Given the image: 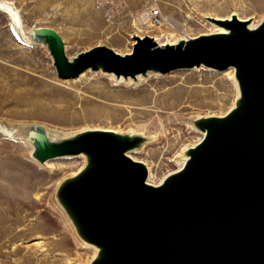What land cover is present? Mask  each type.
Wrapping results in <instances>:
<instances>
[{"label": "water", "instance_id": "95a60500", "mask_svg": "<svg viewBox=\"0 0 264 264\" xmlns=\"http://www.w3.org/2000/svg\"><path fill=\"white\" fill-rule=\"evenodd\" d=\"M208 19L225 31L164 45L134 35L128 53L96 45L71 58L54 28L19 32L12 23L21 44L46 45L61 78L87 69L136 77L235 68V106L193 120L204 136L157 185L129 154L146 141L142 134L86 129L53 137L42 124L20 127L40 163L85 154L86 164L58 184L56 198L80 239L97 247L89 264H264V18L255 27L237 15Z\"/></svg>", "mask_w": 264, "mask_h": 264}, {"label": "rangeland", "instance_id": "374dc122", "mask_svg": "<svg viewBox=\"0 0 264 264\" xmlns=\"http://www.w3.org/2000/svg\"><path fill=\"white\" fill-rule=\"evenodd\" d=\"M9 1L25 29L37 25L57 30L69 57L96 45L131 51L135 33L163 43L182 34L209 33L213 25L205 16L236 12L256 22L264 18V0H122L118 11L103 0ZM150 3L162 12L160 26L149 28L147 20L137 17ZM229 69H176L138 84L119 83L115 73L91 69L61 78L46 45L18 42L11 19L0 9V173L10 175L0 178V264H87L94 253L82 244L56 198L58 181L77 170L84 158L40 163L32 156L31 142L20 134L22 125L42 124L54 137L93 126L155 135L131 154L149 163L152 180L159 182L178 167L182 148L203 137L194 128L195 115L224 114L231 107L236 89ZM177 88H182L179 95H165ZM146 90L151 95L143 102L140 96ZM37 108L65 109L67 116L41 115ZM9 185L15 190H8Z\"/></svg>", "mask_w": 264, "mask_h": 264}, {"label": "bare ground", "instance_id": "6f19581e", "mask_svg": "<svg viewBox=\"0 0 264 264\" xmlns=\"http://www.w3.org/2000/svg\"><path fill=\"white\" fill-rule=\"evenodd\" d=\"M0 9H2L5 13H7L8 14V16H9V18L11 19V21H12V23H13V26L15 27V29L17 30V31H19V32H24V31H26L27 29H25L24 28V25H23V23H22V20H21V15H20V13H19V11H18V9L15 7V5L11 2V1H9V0H0ZM232 15H237L240 19H246V20H249V22H250V27H255V26H257L260 22H256L255 20H253L252 19V17H250V18H242V17H240L236 12H233V13H231L230 15H228L227 17H219V16H211V17H214V18H217V19H226V18H231L232 17ZM205 17H210V16H205ZM209 21L212 23V25H213V27L211 28V30H210V32L209 33H212V32H223V31H225V29L221 26V25H219V24H217V23H215L214 21H212V20H210L209 19ZM176 25H177V27H180L182 24H179V23H177L176 22ZM135 35H139V36H143V35H140V34H138V33H135ZM180 37H182V38H179L177 41H176V39L174 40V39H170L169 41L170 42H166V43H163L162 41H160V40H158V39H154L155 41H157L158 42V44L159 45H164V44H175V43H177L179 40H181V39H187L188 37H190V35H187V34H182V36H180ZM191 37H194V36H191ZM134 44V43H133ZM118 52V51H117ZM128 52H130V51H127V52H124V53H121V52H119V53H121V54H125V53H128ZM71 58V57H70ZM197 69H201V68H208V69H213V68H209V67H205V66H200V67H196ZM229 68H231V69H229ZM229 68H227V69H229L228 70V73H229V75H230V77L231 76H233V81H234V85H235V89H236V97L234 98V101H233V103H232V105H231V107L226 111V113L230 110V109H232L234 106H235V102H236V98L239 96V93H240V91H239V86H238V82H237V80H236V77H235V68L233 67V66H231V67H229ZM233 69H234V71H233ZM87 70H89V69H87ZM213 70H217V69H213ZM226 70V69H225ZM219 71H224V70H219ZM97 72H101L102 74H107V75H111V76H113L114 75V73L113 72H110V73H108L107 71H102V70H97ZM233 72H234V74H233ZM161 73H157V72H149L147 75H143V74H138L136 77H132V76H129V77H124L123 75H121V76H117V81L119 80V83L120 82H125V83H128V84H131V83H135V84H138V83H140V82H142L144 79H148V78H150L151 76H153V75H160ZM81 75H83V73H80V75L79 76H81ZM182 92V88H177V89H173V90H171L170 92H168L167 94H165V95H173V96H175V95H179L180 93ZM104 95H105V97L107 98H110V99H114L113 98V96L111 95V94H109L108 92H105L104 93ZM149 95H151V92L150 91H148V90H146L143 94H141V100L143 101V102H145L147 99H148V96ZM38 110H36L39 114H41V115H52L53 117H58V118H64V117H66L67 116V114H66V111H64V110H60V112L58 111H54V109H51L50 111H46V110H44V109H42V108H37ZM95 112V111H94ZM226 113H224V114H226ZM224 114H205V115H202V114H196L195 115V117H194V119H196V118H199V117H201V116H209V115H224ZM93 116V114H91V113H89L88 114V117H92ZM193 119V120H194ZM193 125H194V123H193ZM46 127V126H45ZM194 128H196L197 129V127H195V125H194ZM86 129H105V130H114V131H118V132H122L120 129H111V128H105V127H87V128H84V129H81V130H86ZM46 130H47V132H48V134L50 135V136H53L52 135V133H51V131L46 127ZM80 130V131H81ZM9 131H7L6 133H8ZM12 132V131H11ZM77 132H79V131H77ZM202 134H203V136H204V132L203 131H200ZM13 133V132H12ZM123 133H125V132H123ZM129 133H131V134H142V135H144V136H146V141L140 146V147H138V148H135V149H133V150H131L130 152H129V154H130V156H132L134 159H136V160H140V159H138L137 157H135L134 155H132L131 154V152H133V151H138V150H141V149H143L148 143H150V142H152L154 139H155V135H148V134H146V133H144V132H137V131H131V132H129ZM73 134H75V133H73ZM54 137V136H53ZM202 139V138H201ZM200 139V140H201ZM199 140V141H200ZM199 141H197V142H199ZM197 142H193V143H187L183 148H182V150H181V152L178 154V156H177V160H178V163H179V165H178V167L176 168V169H174L172 172H174V171H176V170H178V169H180L183 165H184V163H185V161H186V159L188 158V156L186 155V150L189 148V147H191V146H194ZM76 156H82L84 159H83V163L80 165V167H78V169L77 170H75V171H72V172H70L68 175H66L65 177H63L62 179H60V181H58V184H60V182L63 180V179H65V178H67L68 176H72V175H74V174H76L80 169H82L83 167H84V165L86 164V161H87V159H86V156H85V154H83V153H81V154H77V155H68V156H61V157H55V158H51V159H48L47 161H45L44 162V164L46 165H48V164H51L52 162H54V160L56 159V158H63V157H69V158H72V157H76ZM142 161V160H141ZM144 162V161H143ZM145 163V165H146V167H147V170H148V182H150V183H152V184H155V185H157V184H160L162 181H163V179L165 178H162L159 182H156V181H154V180H152V174H153V172H152V167H151V165L149 164V163H147V162H144ZM1 165V164H0ZM3 177H5V178H10V175H7V174H2V173H0V178H3ZM7 189L8 190H15V187H14V185H9V186H7ZM59 206H60V208L62 209V211L64 212V214L67 216V218H68V221L70 222V224L71 225H73L72 224V222H71V220H70V218L68 217V215L66 214V212H65V210L62 208V206L59 204ZM74 226V225H73ZM82 241V240H81ZM82 244L83 245H86V246H90V247H92V248H94V253H93V255H92V257L90 258V260L88 261V263L87 264H89V262L94 258V256L96 255V253H97V251H98V249H97V247L96 246H94V245H92V244H88V243H86V242H84V241H82Z\"/></svg>", "mask_w": 264, "mask_h": 264}, {"label": "built area", "instance_id": "2783aa9c", "mask_svg": "<svg viewBox=\"0 0 264 264\" xmlns=\"http://www.w3.org/2000/svg\"><path fill=\"white\" fill-rule=\"evenodd\" d=\"M104 4L107 8H110L112 11L116 9V11L119 10V8L122 5V0H103ZM138 19L147 20L152 28L154 26H160L163 24L164 18L162 15V12L158 6H155L153 4H147L145 7L141 9L139 13H137ZM148 25V26H150ZM141 37V36H140ZM143 37V36H142ZM191 37V36H190ZM188 37V38H190ZM187 38V39H188Z\"/></svg>", "mask_w": 264, "mask_h": 264}]
</instances>
